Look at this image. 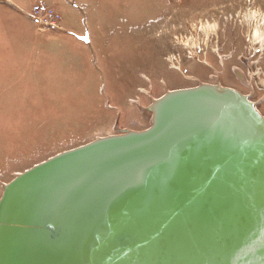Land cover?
Masks as SVG:
<instances>
[{
    "label": "water",
    "instance_id": "obj_1",
    "mask_svg": "<svg viewBox=\"0 0 264 264\" xmlns=\"http://www.w3.org/2000/svg\"><path fill=\"white\" fill-rule=\"evenodd\" d=\"M148 110L150 128L65 151L4 186L0 264H264L255 104L201 84Z\"/></svg>",
    "mask_w": 264,
    "mask_h": 264
},
{
    "label": "rangeland",
    "instance_id": "obj_2",
    "mask_svg": "<svg viewBox=\"0 0 264 264\" xmlns=\"http://www.w3.org/2000/svg\"><path fill=\"white\" fill-rule=\"evenodd\" d=\"M122 2L114 10L91 9L92 16L79 0H23L32 21L35 6L59 15L58 29L35 23L42 34L89 31L92 42L69 35L52 42L47 69L61 84L50 90L12 89V76L0 81V200L17 172L100 138L150 128L148 108L168 91L234 88L264 114V42L250 43L251 32L264 29V0ZM14 19L0 5V31L13 32Z\"/></svg>",
    "mask_w": 264,
    "mask_h": 264
},
{
    "label": "crops",
    "instance_id": "obj_3",
    "mask_svg": "<svg viewBox=\"0 0 264 264\" xmlns=\"http://www.w3.org/2000/svg\"><path fill=\"white\" fill-rule=\"evenodd\" d=\"M2 1H4V3L0 5L18 16L19 19H14L10 24V30L16 33L0 31V81H2L4 77L12 76L10 80V82L14 84L12 89L28 91L50 90L54 81L61 84V80L55 76L56 72L53 73L51 69L50 71L47 69L50 68L48 60L49 54H46L47 49L51 47L54 41L61 44L62 40L59 41V39L66 40L68 35L81 43L89 44L92 42L89 31H84V33L77 32L74 34L59 32L54 38H52L51 35L46 36L38 30L35 22L32 21L24 11L23 0L21 2L15 0ZM79 1L84 10L83 12H88L93 16L91 9L97 12L114 10L116 9L117 3H120L121 0ZM122 5L125 7L126 0H123ZM2 26H4V22ZM85 38H88V41H86ZM65 40L62 42H65ZM61 65L60 61L57 66L53 67L57 69ZM9 69L12 70V73L7 71ZM45 100L49 101L48 98H45ZM36 165L37 164L22 172H17L15 177Z\"/></svg>",
    "mask_w": 264,
    "mask_h": 264
},
{
    "label": "built area",
    "instance_id": "obj_4",
    "mask_svg": "<svg viewBox=\"0 0 264 264\" xmlns=\"http://www.w3.org/2000/svg\"><path fill=\"white\" fill-rule=\"evenodd\" d=\"M31 16L35 23L39 26L40 29H58L60 28V17L59 15L51 8L35 6L32 9Z\"/></svg>",
    "mask_w": 264,
    "mask_h": 264
},
{
    "label": "bare ground",
    "instance_id": "obj_5",
    "mask_svg": "<svg viewBox=\"0 0 264 264\" xmlns=\"http://www.w3.org/2000/svg\"><path fill=\"white\" fill-rule=\"evenodd\" d=\"M252 34H250V43L252 46H255V45H258V46H261L263 47V40H264V29L261 27V28H255L254 32H251ZM223 87V86H222ZM234 89V88H232ZM237 90V89H235ZM238 91V90H237ZM239 92V91H238ZM241 93V92H240ZM242 94V93H241ZM244 95V94H243ZM246 96V95H244ZM249 98V96H248ZM157 100V99H155ZM250 100V99H249ZM251 101V100H250ZM252 102V101H251ZM255 108H256V105H255ZM258 110V109H257ZM258 112L264 117V114H262V112L260 110H258ZM8 184H5L4 186H7Z\"/></svg>",
    "mask_w": 264,
    "mask_h": 264
},
{
    "label": "flooded vegetation",
    "instance_id": "obj_6",
    "mask_svg": "<svg viewBox=\"0 0 264 264\" xmlns=\"http://www.w3.org/2000/svg\"><path fill=\"white\" fill-rule=\"evenodd\" d=\"M242 73H243V72H242ZM260 75H261V72H259V73L255 72V75H254V76H255V77H256V76H258V77H259ZM247 97H248V95H247ZM249 99H250V97H249ZM252 102H253V101H252ZM253 103H254V102H253ZM254 104H255V103H254ZM255 105H256V104H255ZM256 107H257V106H256ZM257 109L259 110V108H258V107H257Z\"/></svg>",
    "mask_w": 264,
    "mask_h": 264
}]
</instances>
